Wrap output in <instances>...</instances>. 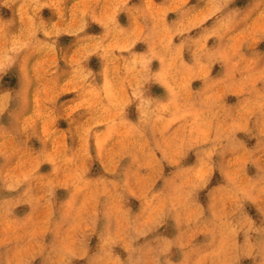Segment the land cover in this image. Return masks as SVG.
<instances>
[{
    "label": "clouds",
    "instance_id": "obj_1",
    "mask_svg": "<svg viewBox=\"0 0 264 264\" xmlns=\"http://www.w3.org/2000/svg\"><path fill=\"white\" fill-rule=\"evenodd\" d=\"M0 264H264V0H0Z\"/></svg>",
    "mask_w": 264,
    "mask_h": 264
},
{
    "label": "rangeland",
    "instance_id": "obj_2",
    "mask_svg": "<svg viewBox=\"0 0 264 264\" xmlns=\"http://www.w3.org/2000/svg\"><path fill=\"white\" fill-rule=\"evenodd\" d=\"M45 15H47V12L45 13ZM93 63H95V61H93Z\"/></svg>",
    "mask_w": 264,
    "mask_h": 264
},
{
    "label": "crops",
    "instance_id": "obj_3",
    "mask_svg": "<svg viewBox=\"0 0 264 264\" xmlns=\"http://www.w3.org/2000/svg\"><path fill=\"white\" fill-rule=\"evenodd\" d=\"M46 13V12H45Z\"/></svg>",
    "mask_w": 264,
    "mask_h": 264
}]
</instances>
